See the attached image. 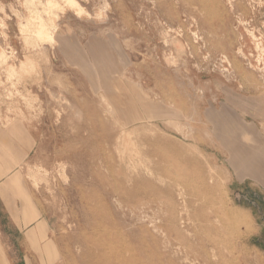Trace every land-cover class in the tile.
Wrapping results in <instances>:
<instances>
[{
	"label": "rangeland",
	"instance_id": "1",
	"mask_svg": "<svg viewBox=\"0 0 264 264\" xmlns=\"http://www.w3.org/2000/svg\"><path fill=\"white\" fill-rule=\"evenodd\" d=\"M47 1L0 0V264H264V0Z\"/></svg>",
	"mask_w": 264,
	"mask_h": 264
},
{
	"label": "bare ground",
	"instance_id": "2",
	"mask_svg": "<svg viewBox=\"0 0 264 264\" xmlns=\"http://www.w3.org/2000/svg\"><path fill=\"white\" fill-rule=\"evenodd\" d=\"M67 3L69 5H71L72 7L73 6H76V2L75 0H66ZM46 6L49 8V9H53L54 7H56V3L52 0H48L47 1V4ZM30 20V19H29ZM36 22H29L27 24V27L25 29V31H32L36 37L37 40H40V41H44V42H48V41H54V33L52 32L51 30V24L47 23L46 21H44L42 18H36L34 19ZM252 38L254 39V41L257 39L256 36L254 34H251ZM256 50L259 52V53H263L264 54V45L263 44H260L257 40H256ZM60 43L62 46H65V43L60 40ZM240 53H242V50L239 51ZM2 56H4L2 54ZM259 61H262L261 57H260V60ZM28 66V64H25V63H22V69L25 70V68ZM11 72H15V69H11L10 70ZM8 73V72H7ZM158 111H156L155 113H157ZM129 114L131 115H134L133 112H129ZM127 119L129 120H132L134 118V116H128L126 117ZM130 133V132H129ZM129 136V135H128ZM123 137V136H122ZM131 137V135H130ZM133 137V136H132ZM134 143V142H132ZM137 152V151H136ZM136 152H133V156H134V153L135 155L137 156L138 154H136ZM140 153V152H138ZM141 155V153H140ZM139 155V156H140ZM135 157V156H134ZM138 157V156H137ZM140 157H138L139 159ZM172 211L175 210L174 208H171ZM173 219L175 220V222L178 220V217H175L173 215ZM117 257H118V260L119 262H121L122 260H120L119 258L122 257L121 253H118L117 254Z\"/></svg>",
	"mask_w": 264,
	"mask_h": 264
}]
</instances>
